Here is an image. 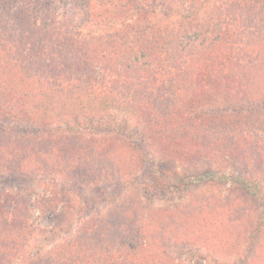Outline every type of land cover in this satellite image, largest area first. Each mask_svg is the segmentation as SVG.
I'll return each instance as SVG.
<instances>
[{
	"label": "trees",
	"instance_id": "trees-1",
	"mask_svg": "<svg viewBox=\"0 0 264 264\" xmlns=\"http://www.w3.org/2000/svg\"><path fill=\"white\" fill-rule=\"evenodd\" d=\"M104 1L0 0V171L24 178L42 173L60 178L70 170L91 165L98 168V173L89 176L95 180L112 173L121 176L120 170L130 164L125 160L120 164L121 152L138 154L131 165L134 170L145 166V149H140L145 140L163 157L150 165L153 181L168 160L195 163L205 156L235 160L241 167L231 190L247 193L264 207V154L258 151L257 139L251 133L256 132L254 125L243 114L233 115L231 118L239 117L230 126L233 129L221 132L230 119L218 109L250 101H228L238 94L223 91L227 83H222L221 56L228 55L231 45L238 42L233 41L234 34L224 21L216 24L221 17L215 6L206 5L201 14L189 6L181 13L179 0H152L160 5L163 16L151 15L147 4L132 12L133 3L107 5ZM94 29L103 33L89 35ZM87 101L96 102L98 107L89 108ZM112 106L134 113L145 139L133 141L124 138L123 132L118 146L101 141L99 150L107 164L94 158L99 156L94 148V153H89L88 144L74 146L71 136L57 139L45 132L47 121L61 115L80 116L85 107L102 111ZM3 121L34 125L33 138L22 141L4 128ZM86 124L90 131L110 130L103 121ZM208 173L207 180L218 179V173ZM159 182L166 184L163 178ZM193 182L188 178L184 184ZM47 192L46 198L38 200L35 220L59 207L53 226H66V201L48 185L43 194ZM20 197L19 193L0 190V264H160L150 258V242L158 239L172 244L182 238L177 233L169 236L165 230L142 233V237L117 230L111 233L116 223L128 224L117 219L125 212L120 207L99 216L91 232H81L96 242L93 252L84 237L65 239L44 253L41 247L29 246L31 210ZM227 199L217 197L213 211L221 210L222 226L227 229L245 226V247L253 242L257 264H264V212L253 216L246 201L229 203ZM192 218L198 219L196 213ZM189 229L187 238L224 254L225 246ZM97 234L114 239L101 247L99 254Z\"/></svg>",
	"mask_w": 264,
	"mask_h": 264
},
{
	"label": "rangeland",
	"instance_id": "rangeland-1",
	"mask_svg": "<svg viewBox=\"0 0 264 264\" xmlns=\"http://www.w3.org/2000/svg\"><path fill=\"white\" fill-rule=\"evenodd\" d=\"M105 1L107 5L133 3L132 12L147 4L145 8L151 15L164 16L160 5L152 0ZM206 5L215 6L221 17L216 24H221V20L224 21L223 23L227 25L226 28L230 30L231 35L234 34L233 41L238 42L237 45H231L228 55L221 56L222 71L225 73L222 83H227V88L225 87L223 91L227 92L226 95L238 94V98L229 97L228 101H250L243 105L225 104L223 108L218 109L220 113L228 115L230 119V122L225 121L221 132L229 133L233 129L230 126L239 117L231 118V116H240V114L247 116V122L253 124V129L256 131L251 133L257 139L258 151L260 150L264 154V0L178 1L181 13L187 7L192 6V12L201 14ZM62 6L63 2L59 3V13ZM102 33L99 29H94L89 32V35H101ZM253 101H257V104L252 105ZM85 105L89 108L98 107L93 101H87ZM89 108L85 107V111H82L80 116L61 115L57 119L47 121L45 132L57 139L71 136L74 146L88 144L89 153L93 154L95 149L99 156L94 158L101 159L105 164L107 163L103 159V151L99 150L102 148L100 147L101 141H113V145L118 146V139L122 138L123 132L126 134L125 137L123 136L124 138L133 141L145 139L143 127L139 124L134 113L113 106L102 111L100 109L90 111ZM98 121L106 122L109 125L107 129L110 130L103 133L96 130L90 131L86 122L92 124L98 123ZM2 124L8 132H14L15 137L22 141L29 137L33 138L31 135L35 133V126L28 123H19L22 125L19 126L15 122L3 121ZM44 141L45 139H42L41 142ZM95 144L97 148H95ZM140 146L141 150L145 149L143 150L147 157L145 166L134 170L131 165L134 164L138 154L130 151L121 152L118 156L120 164H125L124 160L130 162L120 170V172L122 171L121 176H114L112 173L95 180L89 177L98 173V168L93 165V167L86 165L83 169L80 168L76 171L70 170V173L60 178L43 173L33 178H24L0 171V190L7 193H19L20 198L27 203L31 210L29 223L32 224L31 232L33 233L30 236L29 246L32 248L34 246L35 249L41 247V250L47 253L65 239H83L85 234L83 235L81 232H91L99 216H107L111 209L123 207L125 212L117 219L121 218L128 224L119 226L116 223L115 229L111 233H115L117 230L122 234L142 237V233L153 235L155 232L165 230L168 235L177 233V236L182 237L178 242L172 244L158 239L154 243L150 242V248L153 247L150 258L154 263L257 264L253 242L250 241L247 248L245 247L244 239H247L248 232L245 226L240 228L239 225L235 229H227L222 226L221 210L213 211V203L220 196L223 199L228 198L229 203H233L235 199L242 203L246 201L247 207L253 211L251 213L253 216L264 212V207L256 200L250 199L247 193L231 190L232 181L238 179L241 164L235 160L223 161L209 156H205L195 163L171 162L164 158L168 161L164 165L161 164L160 173L156 174V179L153 181V170L150 165L159 158L163 160V157L151 149L145 140L144 144L140 143ZM127 165L129 166L126 167ZM242 167L245 169L244 166ZM209 171L218 173V179L207 180L206 175H210ZM159 178H163L166 184H160ZM188 178L194 179L195 182L185 186L184 181ZM47 185L50 189L56 190L58 193L56 196L66 201V207H69V210L65 209L68 211L65 212L69 214L66 226H62L65 224L53 226L57 220L55 215L60 210L59 207L50 209L41 219L35 220L39 198L48 196V192L46 195L43 194ZM194 213L198 217L197 220L192 218ZM190 227L193 230L196 229V235H199L198 232L201 231L204 236L207 235L206 239L209 242L225 246L223 247L225 248L224 254L211 251V246L201 241H192L187 238L186 234H191ZM96 236L99 238L97 254L100 253L101 247L110 245L114 240H109L108 237L100 234ZM85 244L89 245L90 251L93 252L92 247L96 245V242L86 238Z\"/></svg>",
	"mask_w": 264,
	"mask_h": 264
}]
</instances>
